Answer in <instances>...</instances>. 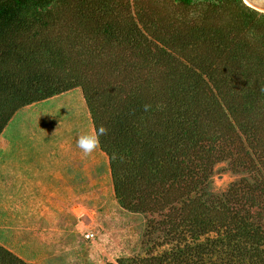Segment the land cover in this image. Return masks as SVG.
Here are the masks:
<instances>
[{
    "label": "trees",
    "instance_id": "trees-1",
    "mask_svg": "<svg viewBox=\"0 0 264 264\" xmlns=\"http://www.w3.org/2000/svg\"><path fill=\"white\" fill-rule=\"evenodd\" d=\"M74 88L93 130H109L98 149L118 205L149 216L158 238L104 264H264L263 12L243 0H0V134L20 108ZM225 160L254 173L214 194ZM0 264L33 263L0 245Z\"/></svg>",
    "mask_w": 264,
    "mask_h": 264
},
{
    "label": "rangeland",
    "instance_id": "rangeland-1",
    "mask_svg": "<svg viewBox=\"0 0 264 264\" xmlns=\"http://www.w3.org/2000/svg\"><path fill=\"white\" fill-rule=\"evenodd\" d=\"M42 104L35 109L48 113L55 109L56 118L43 117L41 132L54 138L64 151L72 152V157L66 155L63 159L64 169L71 172L78 189H64V205L52 207L57 208L56 215L49 212L42 217L41 224L47 231L0 233V240L16 256L33 264L115 263L120 257L141 256L157 249V234L147 231L149 216L128 212L118 205L106 156L97 149L85 157L76 145L78 134L93 131L81 90L71 89ZM251 173L254 170L235 171L227 160L220 161L212 168L211 192L220 195ZM86 232L94 236L87 238Z\"/></svg>",
    "mask_w": 264,
    "mask_h": 264
},
{
    "label": "crops",
    "instance_id": "crops-1",
    "mask_svg": "<svg viewBox=\"0 0 264 264\" xmlns=\"http://www.w3.org/2000/svg\"><path fill=\"white\" fill-rule=\"evenodd\" d=\"M40 102L17 110L0 134V233L47 231L42 217L64 205V189H78L64 169L63 159L72 152L41 132V119L56 114L35 109ZM0 245L7 248L1 240Z\"/></svg>",
    "mask_w": 264,
    "mask_h": 264
},
{
    "label": "clouds",
    "instance_id": "clouds-1",
    "mask_svg": "<svg viewBox=\"0 0 264 264\" xmlns=\"http://www.w3.org/2000/svg\"><path fill=\"white\" fill-rule=\"evenodd\" d=\"M150 105H145L144 110L148 111ZM108 129L101 125L99 128H95L91 133H82L78 134L76 145L81 150L85 157L91 155L100 147V138L108 134ZM113 158H116V155L113 154Z\"/></svg>",
    "mask_w": 264,
    "mask_h": 264
},
{
    "label": "water",
    "instance_id": "water-1",
    "mask_svg": "<svg viewBox=\"0 0 264 264\" xmlns=\"http://www.w3.org/2000/svg\"><path fill=\"white\" fill-rule=\"evenodd\" d=\"M249 7L264 13V0H243Z\"/></svg>",
    "mask_w": 264,
    "mask_h": 264
},
{
    "label": "built area",
    "instance_id": "built-area-1",
    "mask_svg": "<svg viewBox=\"0 0 264 264\" xmlns=\"http://www.w3.org/2000/svg\"><path fill=\"white\" fill-rule=\"evenodd\" d=\"M94 236V233L93 232H86V237L87 238H92Z\"/></svg>",
    "mask_w": 264,
    "mask_h": 264
}]
</instances>
